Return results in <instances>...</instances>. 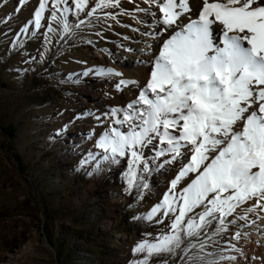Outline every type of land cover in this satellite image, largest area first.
I'll return each instance as SVG.
<instances>
[{
  "label": "rangeland",
  "instance_id": "1",
  "mask_svg": "<svg viewBox=\"0 0 264 264\" xmlns=\"http://www.w3.org/2000/svg\"><path fill=\"white\" fill-rule=\"evenodd\" d=\"M39 2L0 0V264H130L142 258L133 251L139 241L153 242L166 231L168 218L157 223L159 214L152 220L141 217L163 202L175 168L145 173L148 188L143 198H138L135 188L130 194L125 179L128 158H120L119 164L103 161L94 140L120 118L108 115L112 109L131 99L118 100L117 91L106 87L101 97L108 104L99 106L93 99L95 90L92 95L86 90L101 80L96 69L108 67L118 44L130 43L151 17L135 11L137 5L145 8L143 0H120L118 7L96 13L114 12L115 19L97 21L96 15L86 16L87 8L83 9L80 19L91 25L74 28L75 36L64 33L63 12L58 11L53 22L47 10L42 24L56 31L29 26L25 33L22 28L34 18ZM76 2L70 0L71 5ZM92 3L88 0V7ZM67 19L78 23L72 14ZM88 112L92 115H85ZM150 148L144 152L151 162L155 153ZM90 151L97 153L95 159L88 157ZM195 175L189 174L176 191ZM252 220L256 223H249ZM246 223L215 237L226 257L238 253L232 246L243 250L244 238L258 231L256 213H248V222L237 221V225ZM236 231L241 239H230ZM164 261L182 264L179 250L175 255H153L149 264Z\"/></svg>",
  "mask_w": 264,
  "mask_h": 264
},
{
  "label": "snow or ice",
  "instance_id": "2",
  "mask_svg": "<svg viewBox=\"0 0 264 264\" xmlns=\"http://www.w3.org/2000/svg\"><path fill=\"white\" fill-rule=\"evenodd\" d=\"M143 2L149 7L137 5L135 11L148 14L155 28L142 35L158 41L151 56L150 76L143 84L123 78L113 83L116 91L129 88L134 98L108 114L120 117L111 121L119 127L110 124L94 140L103 161L119 164L120 158H128L127 190L131 194L135 188L140 199L148 188L145 173L167 170L165 166L175 168L163 202L141 217L152 220L159 214L157 223L168 218L166 231L153 242L139 241L133 251L142 258L130 264H149L153 255H175L178 250L182 264H223L236 257H226L215 237L230 226H248L237 225L238 220L248 222V213L264 220L257 212L264 211V0H199L198 5L195 0ZM119 3L93 0L88 7V0H77L75 5L70 0H40L34 18L22 31L27 33L32 26L54 32L56 29L42 24L43 14L47 10L50 20L56 22L57 12L62 11L64 33L75 36L74 28L91 25V21L80 19L83 9L87 8L84 15L91 17ZM69 14L78 23L70 24ZM109 17L115 19L116 13L103 12L96 20ZM217 23L224 29L223 46L213 40L212 26ZM162 33L168 35L161 39ZM96 72L122 77L113 68ZM149 146L155 153L151 162L144 152ZM96 155L90 151L88 157L95 159ZM192 173L196 175L177 192L178 185ZM249 201L254 203L242 207ZM230 239H241V232H234Z\"/></svg>",
  "mask_w": 264,
  "mask_h": 264
},
{
  "label": "bare ground",
  "instance_id": "3",
  "mask_svg": "<svg viewBox=\"0 0 264 264\" xmlns=\"http://www.w3.org/2000/svg\"><path fill=\"white\" fill-rule=\"evenodd\" d=\"M195 2L196 5L199 4V0H195ZM61 7H64V5ZM144 7L147 8L145 4ZM154 28L155 23L152 22L151 19H148L146 21V28L139 32L134 38H132L130 43L124 45L118 44L116 53L110 58L107 68H113L117 72L122 73L123 79L136 80L140 84H143L150 76L149 70L152 67L151 56L157 50L158 41L150 39L149 37L142 35V33L145 31H152ZM212 28L213 40L215 44L218 46H223L224 29L222 26H219L218 23L213 24ZM167 35V33H162L161 39ZM148 44L152 45L151 49L146 48V45ZM245 44L246 46L250 47V45H247L246 42ZM126 49H131V51H127ZM99 55L102 59L104 58L101 52H99ZM116 80L119 79L116 77L102 76L101 80L97 81V83L91 84L86 91L90 92L92 95L95 90V94L93 96L95 104L98 103L99 106H107L108 99L101 97V93L104 88L111 87ZM116 97L118 100H120L122 97H130V99H133L134 94L133 91L129 90V88H124L122 91H117ZM83 102L86 103L87 101L83 100ZM258 213L259 216L264 217V211H260ZM257 220L259 221L257 224L258 231L253 233L252 236H246L243 241V250L240 249L238 253L233 255L236 257L234 260L236 262L235 264H259V261L264 260V220L259 219L258 216Z\"/></svg>",
  "mask_w": 264,
  "mask_h": 264
}]
</instances>
